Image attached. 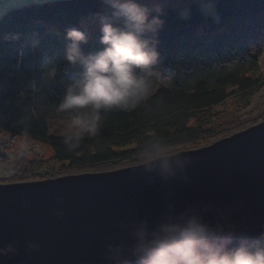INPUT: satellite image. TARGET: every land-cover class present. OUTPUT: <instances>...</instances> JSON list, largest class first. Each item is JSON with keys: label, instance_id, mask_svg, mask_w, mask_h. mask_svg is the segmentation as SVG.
Segmentation results:
<instances>
[{"label": "trees", "instance_id": "trees-1", "mask_svg": "<svg viewBox=\"0 0 264 264\" xmlns=\"http://www.w3.org/2000/svg\"><path fill=\"white\" fill-rule=\"evenodd\" d=\"M201 2L164 0L160 57L150 94L129 111L106 114L102 133L85 138L76 150L62 143V129L50 122L67 120L55 105L76 77V71L62 61L63 32L104 9L103 0H52L14 11L0 22V35L19 34V39L0 38V131L40 140L54 151L50 159H5L0 153V167L5 169L0 183L57 177V166L61 172L104 170L128 160L141 164L148 154L219 133L227 137L264 121V103L259 102L264 94V76L259 71L264 0H214L215 15H206ZM185 7L191 9L187 18L180 14ZM98 37V27L93 26L83 45L85 52L102 47ZM33 40L35 48L29 46ZM46 61L59 63L55 82L42 79ZM149 146L154 147L148 150Z\"/></svg>", "mask_w": 264, "mask_h": 264}, {"label": "clouds", "instance_id": "clouds-1", "mask_svg": "<svg viewBox=\"0 0 264 264\" xmlns=\"http://www.w3.org/2000/svg\"><path fill=\"white\" fill-rule=\"evenodd\" d=\"M50 2L0 0V22L14 11ZM103 4L104 9L63 32L62 61L76 71V77L66 84L55 110L66 115L68 122L60 136L69 150L78 149L85 138L99 136L106 114L129 111L150 94L160 57L158 33L164 25V0H103ZM201 9L206 15H215L214 0H202ZM190 13L188 7L180 11L183 18ZM93 26L98 27L102 47L85 52L83 45L88 43ZM0 38L19 39V34H2ZM35 43L30 41L29 46L35 48ZM58 74L59 63L49 62L41 75L45 82H55ZM189 162L183 153H175L146 161L142 167L164 182L188 181L185 168ZM147 182L151 184L153 177ZM210 210V204L200 202L177 211L169 202L155 219L121 221L124 235L118 241L109 237L105 243V264H264V224L252 234L218 206L214 218L208 219ZM28 247L38 249L40 245L30 241ZM14 252L12 243L0 247V256Z\"/></svg>", "mask_w": 264, "mask_h": 264}, {"label": "water", "instance_id": "water-1", "mask_svg": "<svg viewBox=\"0 0 264 264\" xmlns=\"http://www.w3.org/2000/svg\"><path fill=\"white\" fill-rule=\"evenodd\" d=\"M177 153L190 160L185 168L188 181L164 182L141 163L0 183V247L12 243L15 248L0 256V264H105V243L124 235L121 221L155 219L169 202L177 211L208 203V219L214 218L218 206L239 227L252 234L259 230L264 224V121L208 146ZM30 241L40 247L30 249Z\"/></svg>", "mask_w": 264, "mask_h": 264}, {"label": "rangeland", "instance_id": "rangeland-1", "mask_svg": "<svg viewBox=\"0 0 264 264\" xmlns=\"http://www.w3.org/2000/svg\"><path fill=\"white\" fill-rule=\"evenodd\" d=\"M49 62L50 61H46L44 63V68ZM259 71L264 76V51H263V54L261 55L260 60H259ZM259 97H260L259 102H262V104H263L264 103V94L260 95ZM50 122H51V125L53 126V128L58 127L60 129H63V127L65 126V124L68 121L67 120H61V119H51ZM223 135L224 134L219 133V134H215L214 136H212L208 139H202L201 141H197L195 143H189V144H185V145L180 146V147L177 146V147L169 148V149H165V150L163 149L161 151L154 152L153 154H148L146 156H143L142 159H144V161L146 162V161L158 158L160 155H163L166 153H169L167 155H170L173 152L177 153L180 151H185V150H189V149L191 150V149H195V148L197 149L199 147L208 146V144L210 145V144L214 143L215 139H217V138L222 139ZM219 139H217V140H219ZM217 140H215V141H217ZM0 153H2L3 155H6L5 159L7 158V156L13 157L14 159H16V158L32 159L34 156H40L44 159H50L52 157V155H54V151L51 148V146L40 141V140H36V139L30 138V137H23V136L14 137L10 133L1 132V131H0ZM145 162H143V163H145ZM132 163L133 162L130 160L121 161V162H118L117 164H115V163L112 164V166H109L107 169L104 168V170H102L100 168L88 167V168H72V169L69 168V169L62 170L60 172L61 168L59 166H57V170H59L58 171L59 176H64V175H73V174H81V173H93V172H99V171L100 172L112 171V170H116V169H120V168L134 166V165H132ZM136 165H138V164H136ZM0 168L3 171L5 170L3 167H0ZM59 176H57V177H59ZM49 178H55V177H49ZM42 180H44V179H42Z\"/></svg>", "mask_w": 264, "mask_h": 264}, {"label": "built area", "instance_id": "built-area-1", "mask_svg": "<svg viewBox=\"0 0 264 264\" xmlns=\"http://www.w3.org/2000/svg\"><path fill=\"white\" fill-rule=\"evenodd\" d=\"M3 170L2 169H0V177H2L3 175Z\"/></svg>", "mask_w": 264, "mask_h": 264}]
</instances>
